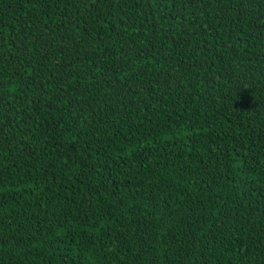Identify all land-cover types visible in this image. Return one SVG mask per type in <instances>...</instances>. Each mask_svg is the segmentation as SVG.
Returning a JSON list of instances; mask_svg holds the SVG:
<instances>
[{
  "label": "trees",
  "instance_id": "obj_1",
  "mask_svg": "<svg viewBox=\"0 0 264 264\" xmlns=\"http://www.w3.org/2000/svg\"><path fill=\"white\" fill-rule=\"evenodd\" d=\"M0 264H264V0H0Z\"/></svg>",
  "mask_w": 264,
  "mask_h": 264
}]
</instances>
